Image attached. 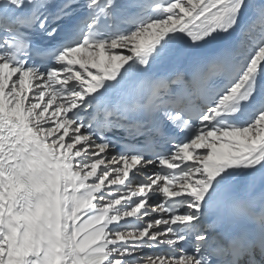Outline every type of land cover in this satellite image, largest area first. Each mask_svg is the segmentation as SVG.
Masks as SVG:
<instances>
[{
    "label": "snow or ice",
    "instance_id": "obj_1",
    "mask_svg": "<svg viewBox=\"0 0 264 264\" xmlns=\"http://www.w3.org/2000/svg\"><path fill=\"white\" fill-rule=\"evenodd\" d=\"M0 264H264V0H0Z\"/></svg>",
    "mask_w": 264,
    "mask_h": 264
},
{
    "label": "rangeland",
    "instance_id": "obj_2",
    "mask_svg": "<svg viewBox=\"0 0 264 264\" xmlns=\"http://www.w3.org/2000/svg\"><path fill=\"white\" fill-rule=\"evenodd\" d=\"M67 139V138H66Z\"/></svg>",
    "mask_w": 264,
    "mask_h": 264
}]
</instances>
